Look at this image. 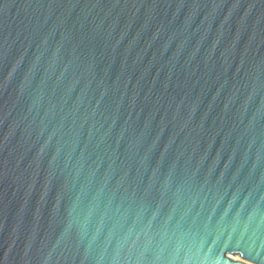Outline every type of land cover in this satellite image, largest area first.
<instances>
[{"label":"water","instance_id":"obj_1","mask_svg":"<svg viewBox=\"0 0 264 264\" xmlns=\"http://www.w3.org/2000/svg\"><path fill=\"white\" fill-rule=\"evenodd\" d=\"M0 264H264V0H0Z\"/></svg>","mask_w":264,"mask_h":264},{"label":"rangeland","instance_id":"obj_2","mask_svg":"<svg viewBox=\"0 0 264 264\" xmlns=\"http://www.w3.org/2000/svg\"><path fill=\"white\" fill-rule=\"evenodd\" d=\"M234 259L236 260H241V258L238 256V257H234Z\"/></svg>","mask_w":264,"mask_h":264}]
</instances>
